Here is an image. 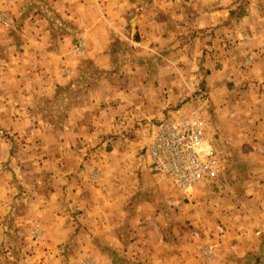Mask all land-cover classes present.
<instances>
[{
    "label": "crops",
    "instance_id": "1",
    "mask_svg": "<svg viewBox=\"0 0 264 264\" xmlns=\"http://www.w3.org/2000/svg\"><path fill=\"white\" fill-rule=\"evenodd\" d=\"M246 3L0 0V131L25 148L0 158V264H264V6L237 15ZM200 86L219 163L243 184L203 199L181 196L143 152ZM17 177L32 194H15Z\"/></svg>",
    "mask_w": 264,
    "mask_h": 264
},
{
    "label": "built area",
    "instance_id": "2",
    "mask_svg": "<svg viewBox=\"0 0 264 264\" xmlns=\"http://www.w3.org/2000/svg\"><path fill=\"white\" fill-rule=\"evenodd\" d=\"M153 170L181 192L218 179L219 157L195 113H175L151 126L144 149Z\"/></svg>",
    "mask_w": 264,
    "mask_h": 264
},
{
    "label": "rangeland",
    "instance_id": "3",
    "mask_svg": "<svg viewBox=\"0 0 264 264\" xmlns=\"http://www.w3.org/2000/svg\"><path fill=\"white\" fill-rule=\"evenodd\" d=\"M241 1H243L244 3L247 2L246 3L247 5H245V6L240 5L239 11H236L237 15H247L248 14L249 1L254 2V6H252V7H254L255 9L258 8L259 5L264 6V0H241ZM201 87L202 86L195 88V91L192 94L187 95V93H186V97L183 101L175 102L174 104H172L173 106L170 107V109H171L170 113H173V114H175L176 112L178 114H180V113H184V114L195 113L196 115H198L205 123V135H206V141H207L208 145L211 146L212 148L216 149L218 155L220 156L221 153H223L224 146L219 141L220 137L217 134V131L214 129L215 127H214V123H213V117L209 116V115H211L210 110L212 108V106H210L211 101H210L209 95ZM187 91L188 90H186V92ZM185 103H188L189 105H192V107H194L193 110L190 109L191 112H189V111L188 112H182V111L178 110L179 109L178 107L184 105ZM223 131L225 133L224 139L226 141H230V137H229L230 131L228 132L227 126H224ZM112 139H113V136L111 134H108V135L103 137L102 142H103V145L105 148L110 145ZM0 140L4 141L8 145V149L7 148L5 149L4 154H3V147H2V150L0 151V154H1L0 158H2L3 155H5L6 157H8V159H10L12 157L13 159L15 158L17 162H20L21 159H19V158H21V156L23 154V152H21V151L23 149H25V148H22L23 145H22L21 139L16 135H6V134H3L1 132L0 133ZM26 144L28 145V143H26ZM143 152H144V150H143ZM90 154L92 157H94L95 155H97V151L95 149H93L90 151ZM107 154H109V156H107V158H109V163H112V161L114 160L112 150L107 152ZM101 158H103V157H101ZM25 159H27V158H25ZM236 165L237 166H234L235 171H238V170L243 171L245 169V166L241 163L236 162ZM8 166H10V165H8ZM13 167H17V166L15 165ZM18 167H19V165H18ZM13 169L14 168H12V170H11V168H10L9 170L14 172V176H15V174L17 175L18 172L13 171ZM109 169H110V167H108V170ZM16 170H18V168H16ZM20 170L22 171L23 169H20ZM25 170H26L27 174L22 175V176H24L28 180H32V186H34V188L37 189L38 192H45V191L50 190L51 182H50V179L48 176H40L39 174H36L34 169H32V168L29 169L28 167H26ZM227 171H228L227 166H225L224 164L220 165V173H219L217 180L212 181L208 184H200L196 187H193L192 189L188 190V192L185 194H188L189 196H191L193 194H199L201 199H203L206 194H222V195L223 194H231V192L227 191V187L229 185H230L229 186L230 190H231V187L233 190L234 189L238 190L240 187L243 186V184L240 185L236 181L234 183L233 180L230 182V179H228V176H227L228 175ZM111 173H112V171H111ZM17 178H19V177H17ZM236 179H237V181H239L238 178H236ZM20 182L21 183H18V181H16V183L20 187V190H18L16 188L15 194H32V192L34 191L33 190L34 188L27 187L26 183L21 181V179H20ZM35 182H36V184H35ZM107 182L109 183L110 181L107 180ZM108 183H107V185H108ZM233 184L235 186H231ZM14 186H16V184ZM172 187H173V185H172ZM182 194L184 195V193H181V196H183ZM239 194H240V192H239ZM194 231L195 230L192 229L191 227H187L185 229V233L183 232V235L188 236L189 238H193L197 241L205 238L204 236H201L200 234H198ZM217 231H218V233H217L218 236L223 234V229L221 226L217 227ZM199 249H200L201 255L206 256V255L212 254V252H211L212 248L211 247H204V248H199ZM44 251H45V249H44Z\"/></svg>",
    "mask_w": 264,
    "mask_h": 264
}]
</instances>
